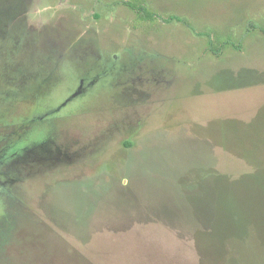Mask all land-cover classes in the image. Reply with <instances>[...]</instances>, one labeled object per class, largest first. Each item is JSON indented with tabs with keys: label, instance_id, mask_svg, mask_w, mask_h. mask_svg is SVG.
<instances>
[{
	"label": "rangeland",
	"instance_id": "obj_1",
	"mask_svg": "<svg viewBox=\"0 0 264 264\" xmlns=\"http://www.w3.org/2000/svg\"><path fill=\"white\" fill-rule=\"evenodd\" d=\"M137 1L0 0V264H264V0Z\"/></svg>",
	"mask_w": 264,
	"mask_h": 264
},
{
	"label": "trees",
	"instance_id": "obj_2",
	"mask_svg": "<svg viewBox=\"0 0 264 264\" xmlns=\"http://www.w3.org/2000/svg\"><path fill=\"white\" fill-rule=\"evenodd\" d=\"M125 4L131 7L133 10L137 12L139 17L141 19L147 20V21H153L156 19V15L154 12L150 11L143 3L137 1V0H124ZM172 19V18H171ZM210 47L211 49L217 53L218 48H216L213 44V41H210Z\"/></svg>",
	"mask_w": 264,
	"mask_h": 264
}]
</instances>
